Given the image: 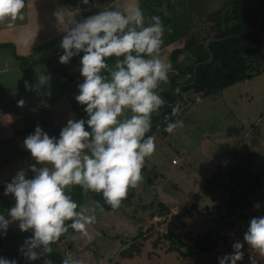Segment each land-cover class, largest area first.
<instances>
[{
  "label": "clouds",
  "instance_id": "clouds-1",
  "mask_svg": "<svg viewBox=\"0 0 264 264\" xmlns=\"http://www.w3.org/2000/svg\"><path fill=\"white\" fill-rule=\"evenodd\" d=\"M90 2L81 0L83 5ZM25 6L26 0H0V22L7 20L11 26L17 19L23 20ZM81 11L77 7L66 13L58 8L52 15L58 31L64 33L59 63L68 64L79 57L82 81L74 99L86 118L67 119L58 136H50L37 124L23 140V147L35 161L28 166L33 175L20 169L4 183L3 195H11L15 202L7 214L0 212V237L7 235L13 222H18L21 232H31L19 249L30 262L51 253L52 243L69 229L86 236L88 225L96 222L95 209L79 204L66 189L79 186L85 193H100L116 209L128 189L144 179L145 158L156 150L155 137L146 133L152 128L153 114L165 104L159 85L169 80L172 69L171 63L161 58L165 25L157 15L145 24L138 0H112L101 10L77 19ZM37 32L24 36L23 42L32 45ZM46 78L40 74L37 85L25 80V90L38 89ZM196 99L198 102L199 97ZM24 103L23 98L17 101L20 107ZM176 110L174 107L173 113ZM129 111L131 115L124 117ZM182 126V120L169 122L165 131L172 133ZM231 249L217 257V264H238L246 253L248 264H261L264 215L249 219L243 239L234 240ZM0 264L19 262L0 256ZM62 264L83 262L67 257Z\"/></svg>",
  "mask_w": 264,
  "mask_h": 264
},
{
  "label": "trees",
  "instance_id": "trees-1",
  "mask_svg": "<svg viewBox=\"0 0 264 264\" xmlns=\"http://www.w3.org/2000/svg\"><path fill=\"white\" fill-rule=\"evenodd\" d=\"M197 3L196 12H192L194 8L191 7V13H189L190 9L185 5L186 11L181 13L180 16L172 13L168 16L165 14L159 16L165 25L166 40L164 44H177V40H181L187 31L190 25L189 22L193 19L197 21L199 17L206 15L205 10L208 11V8H205L206 5L204 7V3L200 1ZM153 5L155 6V3ZM218 6L216 9H209L210 11L207 12V15L213 20L217 32L212 38L217 39L210 40L205 45L204 42L188 38L182 40L181 47L176 46L172 49L171 58L185 54L186 60L184 64H180L179 68L172 67L171 72L174 71V74L171 78L170 87L159 85L162 89L160 95L164 98L165 104L160 108L158 114L152 116V128L146 133V136L154 133H159L160 136L166 135L165 127L167 123L175 122L177 119V110L173 113V108L180 107L184 101L182 100L184 94L190 92L196 93L198 96L214 94V91H220L237 82L249 79L260 74L263 70L264 56L261 53V45L262 33H264V0H224ZM259 19L260 25L255 29ZM169 28L171 31H168ZM1 46L8 47L15 58L20 60L21 64H24L25 57L15 52L13 44L5 43ZM210 54H212V59L206 62ZM196 64L198 65L194 77V66ZM182 66H184L183 69H180ZM187 98L190 102L195 100L194 97H191L193 99ZM239 144L240 141L233 148L239 149ZM233 148L227 149L225 158L203 184L201 191L196 194L198 199L209 196L216 201L219 209L223 211V214L220 215L222 219L233 218L236 212L253 207L255 198L260 195L257 190L264 191V169L259 168L252 153L240 154L238 150ZM173 159L175 162H172L176 163V159ZM142 175L144 179L137 187L128 189V195L121 201L120 207L116 209L107 204L100 193L92 191L85 193L79 186L68 189L67 193L79 204H83V196L85 195V203L90 209H95L96 222L91 225L100 232V235L93 241L95 247H90L88 244L81 245V247L93 248V256H97L96 254L99 253L98 248L101 240L107 237L118 238L120 236L115 231L113 232L114 226L110 227L112 229L110 231V228L105 225L108 218L102 219L99 215L102 213L111 214L113 217H116V214L121 215L134 225L133 230L126 233V239L120 249L113 257L107 259V264H123V261L132 260L142 255L144 242L150 235L154 234L156 227V225L148 222L155 215H161L169 210L168 204H163V201L158 200L156 195H153L151 199L149 198L148 202L141 201L143 197L149 195L148 188L155 185L156 182H165L164 173L156 166H149L145 162ZM166 183L167 190H171L172 183ZM138 187H140V191ZM3 191L4 184L0 187V212L7 214V210L13 206L15 201L11 195L4 196ZM206 208L208 209V207ZM178 215L191 218L199 214L194 205L185 203L181 206ZM233 222L229 224H233ZM17 224L18 222L10 224L13 228L10 243L7 247L13 245L12 251L9 253L4 249L3 254L5 256L13 254L19 264H44V261L48 260L52 264H62L63 260L68 257L65 250L75 253L81 251V247L77 246L80 243V235L78 232L69 229L67 234L52 243L51 253L37 261H27L21 256L19 249L25 237L31 235V232H21L19 228L15 227L18 226ZM183 224L186 225L185 222ZM212 233L211 229L203 235H197L194 238V244L188 246L182 238L191 235L190 231L176 234L170 230L164 234V237L168 239V249L171 252H176L178 256L187 259L193 257L195 253H208L214 248L216 241L212 242ZM2 238L0 237V245H2ZM157 245L158 243H154V247Z\"/></svg>",
  "mask_w": 264,
  "mask_h": 264
},
{
  "label": "crops",
  "instance_id": "crops-1",
  "mask_svg": "<svg viewBox=\"0 0 264 264\" xmlns=\"http://www.w3.org/2000/svg\"><path fill=\"white\" fill-rule=\"evenodd\" d=\"M123 1L124 0H117L119 3H123ZM111 2L112 0H94L89 5H83L81 0H26V6L23 10V20L17 19L11 26L7 20L0 22V187L5 182L10 181L20 169L26 170L28 175H33L28 166L35 161L31 158L30 153L23 147V140L28 134L34 132L37 124H39L50 136H58L59 131L65 125L67 119L86 118L82 106L74 99L75 95L78 94L77 84L82 81V77L79 74V57L72 58L68 64L59 63L58 57L63 51L59 48V43L64 33L58 31L55 17L52 15L53 12L58 8H63L66 13H71L76 11L77 7H79L82 10L77 16V19H79L82 16H87L101 10V7L108 6ZM138 2L140 4L141 0H138ZM200 19L202 18L199 17L197 21ZM197 21H195L194 24L191 23L190 26L195 27ZM37 30L38 32L34 43L32 45L25 44L23 42V37ZM212 37L204 39L205 41L195 40L208 43L210 40L217 39ZM191 38L192 37H189V39ZM184 39H188V37H186V32L181 40H177V43ZM165 40L166 35L164 32L162 45L165 46L161 47V58L166 62H170L172 67L177 69L178 67L175 65L176 61L171 59V44H164ZM201 40H203V38ZM5 43L13 44L15 52L25 57L24 64H21V61L15 58L8 47L1 46V44ZM261 52L264 53V33H262ZM178 60L180 62L179 64H184L186 55L180 54ZM262 63L263 70L260 74L220 90L219 92H221V94L215 96H212V94H202L198 96L196 93L192 92L184 94L185 99H188L187 97L193 99L191 97H194L195 100L192 102L187 100V106L182 114L188 109H197L198 106L205 109L208 107L207 103L216 106V104H218L217 96H220L221 102L226 98H231L232 103L236 102L235 99L240 101L239 98L244 97L243 105L246 107L252 104L257 97L263 98L264 100V90L257 87V84L262 82L264 85V59ZM183 67L184 66L181 68ZM40 74L49 78L48 80L46 78L45 85L40 86L38 89L26 91L24 81L27 80L31 85H37ZM168 75L169 80L167 82H161L163 87H170L171 85V70ZM256 78H263V80ZM242 83L246 84V87H232L238 84L241 85ZM257 91H262V93L256 94ZM197 96L199 97L198 102L196 99ZM21 98L25 101L23 107L17 105V101ZM249 111L252 117L251 119L254 122L260 116V113L256 114L254 107L253 110ZM129 115H131L130 111L123 114L124 117ZM253 122H251V124ZM241 124L243 125V123ZM234 128L235 131L239 133L238 124L234 126ZM222 132L223 131H221V133ZM256 133L257 131H255V129L250 130L245 127L241 134L231 132L226 135L229 138H226L228 140H234V138L238 137L239 139H246L249 141L255 140L257 137ZM261 133L262 131H260V133L258 132L257 135L260 137L259 134ZM219 139L220 138L215 139V141H219ZM223 144L224 141L221 140V146L217 147L216 145H219L217 142V144H214V147L212 146L211 148H214L215 152H219V157L216 158L215 168L225 158L227 153V148H223L225 146ZM208 155L211 157L213 156L210 152ZM217 155L216 153L214 156L216 157ZM178 163V160H176V163H173L171 160L170 165L162 169L156 166L165 175L164 186L167 184L166 182H171V172H183L182 169L171 167V164L172 166H176ZM194 172L193 170L190 173ZM190 178L187 180H190ZM156 186L155 184L148 188L149 191L147 192H152L149 197L150 199L155 194L153 189L156 188ZM165 187H167V185ZM138 190L140 191V187H138ZM167 191L170 192L169 190ZM143 193L145 192L143 191ZM143 200L149 201V199L146 200L144 197L141 201ZM162 201L164 202L165 199H162ZM115 216L116 217H109L105 225L109 228L114 226L113 232L115 231L117 235L123 237L121 240L122 245L123 241L126 239V233L132 231L134 225L124 216H118L117 214ZM118 226H121V229L117 228ZM15 227L18 228V226ZM109 230L111 231L112 229L110 228ZM78 234L80 235V243L77 244V246L81 247V245L88 244L90 247H95L93 241L100 235V232H98L93 225H88L86 236H82L80 233ZM5 237L6 236L2 238V245H0V256L14 258L13 254H9V256L3 254L4 249L10 253L13 248V245L7 247L9 245L5 243ZM120 247L121 246H115L111 251H102L101 256L99 253L100 249L102 250V246L98 248L99 253L96 254L97 256H93V248H86L84 246L80 248L81 251L79 253L68 250H65V252L68 257L81 260L83 264H105L107 263V259L113 257Z\"/></svg>",
  "mask_w": 264,
  "mask_h": 264
},
{
  "label": "rangeland",
  "instance_id": "rangeland-1",
  "mask_svg": "<svg viewBox=\"0 0 264 264\" xmlns=\"http://www.w3.org/2000/svg\"><path fill=\"white\" fill-rule=\"evenodd\" d=\"M198 1L204 3V7L206 5L205 8H208V11L206 10V15L201 17L202 19L196 22L195 27H191L190 25L191 23L194 24V21L196 20L193 19V21L189 22L190 28L188 26L186 37H192L191 39L205 41L204 39L211 38L215 35V33H217L215 24L207 15V12L210 11L209 9H216L217 6L224 0H141L140 7L144 11L146 24L147 22H150L149 18L153 15L161 16V14H165L168 16L172 13L180 16L181 13H185L186 11L185 5L188 9H190L189 13H191V7L194 8L192 12H196L195 7L197 6ZM153 3H155V6ZM192 15L194 14L192 13ZM202 38L203 40H201ZM181 42L182 41L178 42L176 45L171 44V48L173 49L175 46H181ZM163 46L165 45H162V47ZM263 54L264 53H262V56ZM173 58L174 61H176L175 65L179 68L180 62L178 57H172L171 59ZM173 72L174 71L171 72V78L174 74ZM256 79L263 80V78ZM245 85L246 84L242 83L241 85L238 84L237 86L232 87H246ZM257 87L264 90L263 82L257 84ZM261 93L262 91H257L256 94ZM218 94H221V92L214 91L212 96ZM217 97L218 104H216V106L214 104L207 103L208 107L205 109L198 106L197 109H188L182 114L183 110L187 106V99H185V96L183 95V103H181L180 107H176L178 113L176 120H182L183 126L177 127L172 133L167 132L164 136H160L159 133H154L152 135L155 137L156 150L151 156L145 158L147 165L157 166L162 169L167 165L169 166L171 160L175 158L179 161V163L176 166H172L171 164V167L182 169L183 172H171L172 184L171 190H169L170 192L167 191V187H165L166 185L164 186V182H156L157 186L153 189V191H155L154 195H156L157 199L160 201L165 199L163 204H168L169 210L161 215H155L151 221L148 222L149 224L156 225V227L154 226V234L150 235V237L144 242L142 255L133 258L132 260L123 261V264H217V257L232 251L231 244L234 240L243 239V232L245 231V226L247 225L249 219L253 216L264 215V199H260L264 198V191L262 190H257V192H260V198L256 197L254 202V204L259 203L261 205L259 209H255L254 207L244 209L236 212L233 218L230 217L229 219L221 218L220 215L223 214V211L219 209L218 203L211 197L204 196L200 199L196 198V194L201 191L203 184L216 169L215 163L216 158L219 157V152H215L214 148H211L214 144H217V142L219 145L216 146H221V140L224 141L223 145L225 146L223 148L225 149L233 148V146L237 145V142L240 141L239 149H233L238 150L240 154L244 155L247 154V152L252 153L259 168L262 167L261 169H264L263 98L257 97L252 104L247 105L246 107L243 105L244 97H240V101L234 98L236 101L235 103H232L231 98H226L221 102L220 96ZM253 107L256 114L260 113V116L254 122L249 114V110H253ZM251 122L253 123L251 124ZM241 123H243V125ZM237 124L240 134L244 131L245 127L250 130L255 129L257 133L262 131V133L259 134L260 137L256 133L257 137L255 140L247 141L246 139H239L238 137L234 138V140H228L227 138L229 137L226 136L227 134H230L231 132L239 134L234 128ZM221 131L223 132L221 133ZM218 138H220V142L215 141V139ZM209 152L212 153V157L210 156L211 154L208 155ZM216 153L218 155L215 157L214 155ZM193 170L195 172L190 173ZM189 178L190 180H187ZM66 191H68V189H66ZM151 193L146 195L144 198L146 200L149 199ZM185 203L194 205L199 215L191 218H185L178 215L181 206ZM206 207H208V209ZM99 216L102 219L112 217L111 214L106 215L105 213H102ZM232 221H234L233 224H229ZM183 222H185L186 225H184ZM12 228L13 226L10 225L5 237V243L7 245L10 243ZM117 228L121 229V226H118ZM211 229L213 231L211 240L212 242L216 241L214 248H212L208 253H195L193 257L187 259H183L180 255L178 256L176 252H171L168 249V239L164 237V234L170 230L174 231L176 234H182L184 231H190L191 235L182 238L188 246L190 244H194V238L197 235H203ZM122 238V236H119L118 238H105L104 240H101L99 242V248L102 246V250L100 249L99 255H102V251H111L115 248V246H121ZM154 243H158V245L154 247ZM245 248H247V245H245ZM145 250H147V253ZM238 264H248L247 253L245 254L244 261L238 262ZM261 264H264V260H261Z\"/></svg>",
  "mask_w": 264,
  "mask_h": 264
},
{
  "label": "water",
  "instance_id": "water-1",
  "mask_svg": "<svg viewBox=\"0 0 264 264\" xmlns=\"http://www.w3.org/2000/svg\"><path fill=\"white\" fill-rule=\"evenodd\" d=\"M259 25H260V19H259L258 24H257V26L255 27V29H257V28L259 27ZM205 45H207V42L205 43ZM211 59H212V54H210V58H209L208 60H206V62L211 61ZM197 65H198V64H196V65L194 66V77H195V70H196ZM193 80H194V78H193ZM192 82H193V81H192ZM192 82H191V83H192ZM177 89H178V88H177ZM85 201H86V197H85V195H84V196H83V204L85 203Z\"/></svg>",
  "mask_w": 264,
  "mask_h": 264
},
{
  "label": "built area",
  "instance_id": "built-area-1",
  "mask_svg": "<svg viewBox=\"0 0 264 264\" xmlns=\"http://www.w3.org/2000/svg\"><path fill=\"white\" fill-rule=\"evenodd\" d=\"M172 161H173V162H175V160H174V159H173Z\"/></svg>",
  "mask_w": 264,
  "mask_h": 264
}]
</instances>
